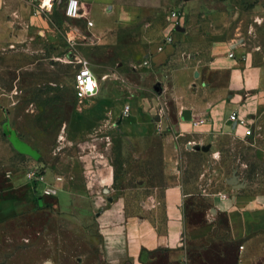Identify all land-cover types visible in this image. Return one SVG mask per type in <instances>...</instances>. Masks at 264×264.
<instances>
[{"label": "rangeland", "instance_id": "obj_1", "mask_svg": "<svg viewBox=\"0 0 264 264\" xmlns=\"http://www.w3.org/2000/svg\"><path fill=\"white\" fill-rule=\"evenodd\" d=\"M25 1L60 38L48 43L40 29L17 41L20 19L0 7V264H100L99 220L91 201L39 188L48 169L59 176L60 163L71 168L89 156L106 160L115 169L116 201L133 210L151 204L170 181L182 182L193 193L186 202L192 221H201L204 211L214 213L206 188L264 190V138L230 129L205 138L200 112L190 121L181 117L184 109L212 98L199 72L187 70L195 52L190 40L238 33L251 46L264 45V0H119L138 9L137 21L107 35L104 44L74 36L78 27L89 36L86 23L70 20L63 3L47 11L41 0ZM151 53L164 55L154 62L146 58ZM78 59L87 60L100 80L95 99L75 97L79 64L72 60ZM6 126L36 148L40 160L17 151ZM233 176L238 188L230 184ZM219 221L227 229L226 218ZM220 244L230 256L226 262L234 264L238 246ZM190 253L196 259L198 253ZM163 263L162 257L149 262Z\"/></svg>", "mask_w": 264, "mask_h": 264}, {"label": "crops", "instance_id": "obj_2", "mask_svg": "<svg viewBox=\"0 0 264 264\" xmlns=\"http://www.w3.org/2000/svg\"><path fill=\"white\" fill-rule=\"evenodd\" d=\"M47 1L41 0L40 4L45 5ZM26 2L0 0V7H7L11 15L20 19L17 24L20 29L13 34L14 39L24 40L42 29L48 43H58L60 34L52 28L49 19L42 16L33 3ZM67 2L57 0L51 9L58 3H63L65 9ZM79 2L81 16L70 20L85 22L89 36L83 35L80 27L73 29L72 33L98 44L106 43L107 35L114 31L133 26L138 18L136 7L119 0ZM51 4L52 0L48 8ZM237 34L214 39L202 34L199 41L192 38L188 43L189 50L195 52L186 60L187 70L199 72L212 97L199 107L188 108L192 111V118L200 112L205 119L199 126L205 138H210L215 131L220 133L228 129L245 137L247 125H262L264 135V45L251 46L236 37ZM77 39L80 41L81 38ZM163 55L151 53L146 54V58L158 62ZM233 112L245 124L231 122ZM82 161L74 162L71 168L58 164L59 176L55 169H48L38 184L45 193L49 189H59L91 201L99 220L100 264H149L157 257L163 258V264H231L226 262L230 258L228 252L220 246L224 240L239 248L234 264L264 260V190L211 193L206 188L204 196L208 203H215L214 213L204 211L201 221H192L186 202L193 193L187 190L186 184L170 181L161 195L153 194L151 204L145 202L141 209L133 210L126 203L116 201L111 190L115 183L113 165L106 160L94 161L90 156ZM221 217L226 218L227 229L222 228ZM192 249L198 253L196 259L191 256Z\"/></svg>", "mask_w": 264, "mask_h": 264}, {"label": "built area", "instance_id": "obj_3", "mask_svg": "<svg viewBox=\"0 0 264 264\" xmlns=\"http://www.w3.org/2000/svg\"><path fill=\"white\" fill-rule=\"evenodd\" d=\"M56 1L57 0H52V4L50 8H48V6H45L43 3L40 4V7L43 10L51 9L54 2ZM65 14L69 18H79L81 16L79 0H68L65 6ZM232 55L233 54H231V56ZM72 62H76L77 64H79V67L73 77L76 99L79 100V102H84L97 98L100 93V82L95 72L93 71L90 63L87 60H83V59L72 60ZM129 110H130V106H127L125 111L129 112ZM230 121L235 122L236 124H245L240 121L239 116L236 112H233L230 115ZM245 135L246 136L256 135V136L264 137L263 126L257 125L256 127H253L252 125H247L245 129ZM33 176H35V174H30V177ZM50 192H51L50 189L46 190V193H50Z\"/></svg>", "mask_w": 264, "mask_h": 264}, {"label": "water", "instance_id": "obj_4", "mask_svg": "<svg viewBox=\"0 0 264 264\" xmlns=\"http://www.w3.org/2000/svg\"><path fill=\"white\" fill-rule=\"evenodd\" d=\"M178 30L184 31V28L182 27H178ZM156 89L159 91L160 90V86H156ZM181 117L183 120L186 121H190L192 120V111L188 108L184 109L182 111ZM5 132L8 136V139L10 140V142L12 143V145L14 146V148L19 151L22 154L25 155H29L31 157H33L36 160H39L41 158V153L34 148L30 143L26 142L25 140H23L18 133L16 132V130L14 129H10L8 127H5ZM197 148H200L199 146ZM204 150H208L209 147H203ZM238 182V178L237 176H233L230 179V184L237 186Z\"/></svg>", "mask_w": 264, "mask_h": 264}]
</instances>
